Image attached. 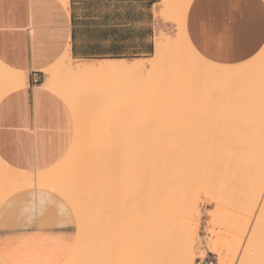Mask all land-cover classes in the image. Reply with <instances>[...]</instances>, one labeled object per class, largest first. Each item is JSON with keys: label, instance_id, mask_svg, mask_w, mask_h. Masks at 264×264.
<instances>
[{"label": "bare ground", "instance_id": "1", "mask_svg": "<svg viewBox=\"0 0 264 264\" xmlns=\"http://www.w3.org/2000/svg\"><path fill=\"white\" fill-rule=\"evenodd\" d=\"M192 1L163 0L162 17L177 30L157 35L151 57L77 61L66 51L43 69L40 86L68 105L74 138L48 168L17 169L0 157V204L28 187L63 197L78 234L61 264H196L201 188L218 206L212 222L264 212V45L239 62L206 57L186 30ZM28 83L27 71L0 61V99ZM210 159L259 164L246 188L209 187L200 172ZM255 230L238 264H264V226ZM218 252L219 264H232L238 251ZM0 264L11 263L0 253Z\"/></svg>", "mask_w": 264, "mask_h": 264}, {"label": "crops", "instance_id": "2", "mask_svg": "<svg viewBox=\"0 0 264 264\" xmlns=\"http://www.w3.org/2000/svg\"><path fill=\"white\" fill-rule=\"evenodd\" d=\"M162 2L69 0L66 9L60 0H0V61L29 75L27 86L0 99V157L23 170L60 161L74 121L68 105L40 86L43 69L66 51L77 61L153 56L157 35L177 30L162 17ZM186 28L206 57L246 60L264 45V0H193ZM28 188L0 204V253L11 264H61L77 239L76 214L56 192Z\"/></svg>", "mask_w": 264, "mask_h": 264}, {"label": "rangeland", "instance_id": "3", "mask_svg": "<svg viewBox=\"0 0 264 264\" xmlns=\"http://www.w3.org/2000/svg\"><path fill=\"white\" fill-rule=\"evenodd\" d=\"M44 76L45 74L42 72L39 78L40 82H42L45 79ZM206 162H207V165L206 166L203 165L204 166L203 169L205 170L202 173L200 172L201 174L200 183L202 181L203 184L205 183L209 187H214L217 184L223 183V184L230 185L233 187L237 186V188H238V185L240 186V184H242V186L245 185L244 187L246 188V182H248L247 178L249 176H250L249 178H251V176H253L254 174L253 172H255L254 170H256L257 168L254 164L256 163V161L252 162L253 164L250 161L249 166H247V169L246 167L242 168L241 165L243 163L240 165L242 168L240 169V168H236V166H234V163L233 165L229 163H228L229 165H227L225 162L224 164H222V161L218 162L217 160L218 162L217 164V162H215L214 159H210ZM256 164L258 166L259 163H256ZM253 168L254 170H252ZM244 180H246V182ZM196 182H199V181L196 180ZM202 189L203 188H201V190L199 189L200 191H198L200 195V205L202 209V219L200 222L198 233L201 234L202 236L201 240L203 244H198L197 246L198 252L196 255L197 256L196 264H199L198 262L199 256L207 257L209 259H216L217 264H219V255H218L219 252L218 251L226 248V246L228 247V245L229 246L233 245L235 249L238 251L237 256H235L234 261L232 263V264H238V262H240L239 260H241L243 255L246 253V252L244 253V251H246V249L248 248V245L250 246L251 243H253L254 233L256 231L255 229L260 225V223L264 226V212H262L261 210V212L259 211L254 216H251V218L250 217L248 218L245 216V214L242 211L238 212L240 210H235V211H232L233 216L230 214L224 213L223 215H220L219 221H216L217 223H215V221L212 222L214 219L211 216L210 211L211 212L216 211L218 206H217V203L213 202L210 199V197L205 195ZM240 190L241 189H239L237 192L238 193L243 192V190L245 189H243L242 191ZM237 192L234 193L235 199H237V197L238 198H241V196L243 197V195H240V194L238 195ZM244 193L246 192H243L242 194ZM263 198H264V195H263ZM212 225H214L213 226L214 234L213 232H210V229L213 228ZM196 239L198 241L200 237L198 236ZM257 244L259 245V243ZM213 246H217V250H213ZM260 246H264V234L262 237H260ZM202 247L204 248L203 250H206L204 256L201 252Z\"/></svg>", "mask_w": 264, "mask_h": 264}, {"label": "built area", "instance_id": "4", "mask_svg": "<svg viewBox=\"0 0 264 264\" xmlns=\"http://www.w3.org/2000/svg\"><path fill=\"white\" fill-rule=\"evenodd\" d=\"M198 262L199 264H217L216 259H209L207 257H199Z\"/></svg>", "mask_w": 264, "mask_h": 264}]
</instances>
